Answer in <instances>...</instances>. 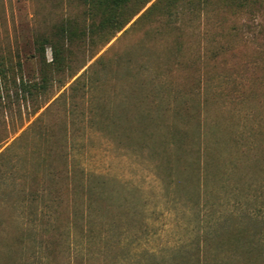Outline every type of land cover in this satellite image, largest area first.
<instances>
[{
	"label": "rangeland",
	"instance_id": "374dc122",
	"mask_svg": "<svg viewBox=\"0 0 264 264\" xmlns=\"http://www.w3.org/2000/svg\"><path fill=\"white\" fill-rule=\"evenodd\" d=\"M225 4L152 0L101 38L82 0H0L25 80L36 35L76 32L37 101L1 90L0 264H264V16Z\"/></svg>",
	"mask_w": 264,
	"mask_h": 264
},
{
	"label": "trees",
	"instance_id": "16d2710c",
	"mask_svg": "<svg viewBox=\"0 0 264 264\" xmlns=\"http://www.w3.org/2000/svg\"><path fill=\"white\" fill-rule=\"evenodd\" d=\"M87 7V15L91 20L98 19V24L92 23L93 32L101 34V38L108 34L114 37L115 33L123 30V28L132 21L152 0H82ZM226 7L234 15L260 17L264 16V0H224ZM144 15H142L143 17ZM141 18V17H140ZM71 23L58 24L53 27L51 33H40L34 38V51L36 62L39 65V79L37 81L25 80L23 72V64L21 60L16 63L12 58L0 57V116L8 109L6 97L2 89H6V83L10 75L21 73L19 83L16 80L11 81L15 87L22 91L23 99L26 96L34 97L38 100V95L46 92L54 81L55 75L64 74L68 67L66 55L70 54L68 47L74 42L76 32L71 29ZM112 33V34H111ZM103 34V35H102ZM105 38V37H104ZM51 51V60L47 61L46 50ZM10 82V81H9ZM24 193V192H23ZM26 210L36 214L37 207L28 203ZM27 226L29 223H26ZM32 226L23 229L22 235H16L13 239V245L22 247L26 243L24 232L33 231L32 235L39 231L43 226L42 219H36L32 222ZM38 226V227H37Z\"/></svg>",
	"mask_w": 264,
	"mask_h": 264
}]
</instances>
